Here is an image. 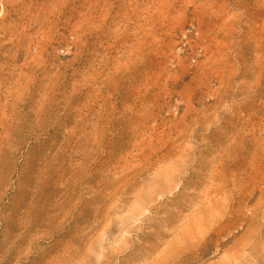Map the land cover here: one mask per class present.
Wrapping results in <instances>:
<instances>
[{"label":"rangeland","instance_id":"374dc122","mask_svg":"<svg viewBox=\"0 0 264 264\" xmlns=\"http://www.w3.org/2000/svg\"><path fill=\"white\" fill-rule=\"evenodd\" d=\"M0 264H264V0H0Z\"/></svg>","mask_w":264,"mask_h":264},{"label":"built area","instance_id":"2783aa9c","mask_svg":"<svg viewBox=\"0 0 264 264\" xmlns=\"http://www.w3.org/2000/svg\"><path fill=\"white\" fill-rule=\"evenodd\" d=\"M186 37H187V35L185 34V35H184V38H186Z\"/></svg>","mask_w":264,"mask_h":264}]
</instances>
